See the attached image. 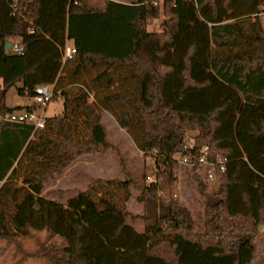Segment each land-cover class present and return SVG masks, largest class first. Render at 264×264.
Instances as JSON below:
<instances>
[{"label": "trees", "instance_id": "16d2710c", "mask_svg": "<svg viewBox=\"0 0 264 264\" xmlns=\"http://www.w3.org/2000/svg\"><path fill=\"white\" fill-rule=\"evenodd\" d=\"M192 3L210 26L213 76L243 101L233 140L219 137L228 103L203 113L181 108L191 90L213 86L211 79L193 77L198 42L186 49L180 73L165 61V48L188 34ZM263 15L264 0H0V113L26 109L6 105L13 88L32 100L37 87L55 86L64 104L63 114L47 118L37 132L0 124V239L46 231L64 242L46 252L49 264H254L264 229V189H258L257 209L245 191L246 212H235L231 198L243 185L241 166L230 174L232 161L208 194L198 161L205 148L216 164L240 151L251 176L264 180ZM161 19L159 30H148ZM15 44L23 56L7 51ZM67 44L76 54L64 65ZM175 73L181 86L172 101L165 87ZM105 112L149 160L142 179L111 143ZM192 129L197 135L189 138ZM110 152L117 154L123 178L94 179L66 206L42 197L46 184L81 159ZM182 159L195 165L187 169L206 199L199 232L178 194ZM20 179L23 186L16 188ZM133 192L142 215L121 206ZM129 220L141 222L143 232Z\"/></svg>", "mask_w": 264, "mask_h": 264}, {"label": "rangeland", "instance_id": "374dc122", "mask_svg": "<svg viewBox=\"0 0 264 264\" xmlns=\"http://www.w3.org/2000/svg\"><path fill=\"white\" fill-rule=\"evenodd\" d=\"M162 1V0H160ZM188 23L189 31L187 36L182 40H177L174 47H166L167 57L165 61L172 65L175 69H182V58L188 46L197 41L199 48L193 60L194 72L193 77L197 81H205L211 79L213 86L207 91L189 92L186 102L181 106L182 109L195 112H207L214 107L221 106L225 103L229 104L228 109L221 115L220 120L223 122V128L219 132V137L233 140L234 122L239 115V111L243 105L240 94L230 89L229 87L217 82L213 76L207 53L211 48L210 43V26L203 23L197 16L195 3H192L188 8ZM264 22V15L262 16ZM163 19L154 22L149 28V31L159 30ZM179 73L169 80L166 84L165 92L169 100H175L181 86V78ZM92 77L96 74L91 73ZM89 81V79H88ZM95 90L91 93L90 102H94ZM32 100L21 97L17 89L13 88L9 91L6 97V105L10 108L17 104H30ZM64 104L60 97L50 103L46 111V117L62 115ZM103 122L109 131V139L111 143L118 147L125 157L127 165L131 172L142 179L145 175L146 168L150 164L141 153L130 135L126 130L121 129L113 116L108 112L103 113ZM197 135V131L192 129L188 132L189 138ZM238 156L232 158L234 166L229 169L230 174H233L238 165L241 166V179L243 185L236 187L232 191V208L235 212H246V208L242 205L241 194L248 192L251 196V201L255 209L258 208V189H264V182L256 176H251L250 169L247 166L243 154L238 151ZM118 156L115 152H110L105 156L96 158H84L74 164L63 176L50 181L45 186L42 197L56 201L62 205H67V201L76 196L77 193L87 190V187L94 179H120L123 178L119 164ZM23 180L20 179L16 188L23 186ZM3 185V184H2ZM0 186V188L2 187ZM207 193L211 194L218 189V179L215 178L208 184L203 181ZM178 194L182 206L190 213L195 222L196 232L202 229V221L205 210L206 199L199 190L198 184L193 178V174L187 168H181L179 173V189ZM123 197V196H122ZM137 193L133 192L129 202L121 203V206L132 215H142L143 207L136 201ZM129 224L133 225L138 232H143V224L139 221L129 220ZM257 258L254 264H264V229L256 240ZM64 242L58 238H52L46 231H31L27 237H17L12 240L0 239V264H49L46 257V252L51 248L61 249Z\"/></svg>", "mask_w": 264, "mask_h": 264}, {"label": "built area", "instance_id": "2783aa9c", "mask_svg": "<svg viewBox=\"0 0 264 264\" xmlns=\"http://www.w3.org/2000/svg\"><path fill=\"white\" fill-rule=\"evenodd\" d=\"M18 56H23V49L15 44L12 45V50L10 51ZM76 54V49L67 44L63 51V64L65 65L69 60H71ZM59 97V93L56 92L55 86H39L35 89V95L32 102L26 109L21 111H15L7 114L0 113V124L10 123V124H20L31 126L34 131H40L45 129L47 124L46 111L48 106L52 101ZM208 149H204V156L198 161V165L204 167L205 176L207 181H213L218 177V173L228 172L229 165L231 164L230 159L220 160L217 164L211 163L207 160ZM181 168H194L195 165L188 163L187 159H182L180 161ZM151 176L148 178L151 180Z\"/></svg>", "mask_w": 264, "mask_h": 264}, {"label": "crops", "instance_id": "0c3cea01", "mask_svg": "<svg viewBox=\"0 0 264 264\" xmlns=\"http://www.w3.org/2000/svg\"><path fill=\"white\" fill-rule=\"evenodd\" d=\"M111 1H114V2H118V3H126L128 2V0H111ZM72 46V44H70ZM2 82L0 81V86H1ZM31 104V103H30ZM30 104H17L15 107H27L29 106ZM13 107V108H15ZM10 108V107H9ZM185 169V168H184ZM254 176H256L257 178H260L256 173H253ZM261 181L264 182V180L262 178H260ZM3 183H0V186L2 185Z\"/></svg>", "mask_w": 264, "mask_h": 264}, {"label": "water", "instance_id": "95a60500", "mask_svg": "<svg viewBox=\"0 0 264 264\" xmlns=\"http://www.w3.org/2000/svg\"><path fill=\"white\" fill-rule=\"evenodd\" d=\"M12 50V45L7 46V51L10 52ZM261 230V229H260Z\"/></svg>", "mask_w": 264, "mask_h": 264}]
</instances>
